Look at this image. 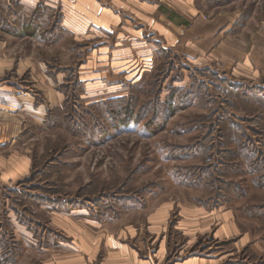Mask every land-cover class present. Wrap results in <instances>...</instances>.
Returning a JSON list of instances; mask_svg holds the SVG:
<instances>
[{
	"label": "rangeland",
	"instance_id": "1",
	"mask_svg": "<svg viewBox=\"0 0 264 264\" xmlns=\"http://www.w3.org/2000/svg\"><path fill=\"white\" fill-rule=\"evenodd\" d=\"M187 2L161 46L0 0V264H264V0Z\"/></svg>",
	"mask_w": 264,
	"mask_h": 264
},
{
	"label": "crops",
	"instance_id": "2",
	"mask_svg": "<svg viewBox=\"0 0 264 264\" xmlns=\"http://www.w3.org/2000/svg\"><path fill=\"white\" fill-rule=\"evenodd\" d=\"M171 1L176 9L180 8V6L183 9H191L189 2H187L188 0ZM169 2L170 0H18L20 8L23 10L21 16L23 22H26L30 17L29 14H31L29 12L26 13V8L31 11L38 3H44L46 11L50 10L47 15L48 20L52 16L55 17L58 21V27L73 41H76L79 36L85 39H92L97 36L98 32H108L112 33L113 37L120 38L119 40L122 42L132 38V41L146 40L148 43H150V39L157 40L160 44L162 41H168L174 37L170 27V16L174 20L177 15L169 14ZM24 14L28 15V17L25 18ZM21 17H18L17 20ZM117 35L118 37H116ZM83 44L86 45L87 42L81 45ZM162 44L161 46H163ZM163 219V214L159 215V212L157 214L154 212V216L150 217V229L154 231L152 233L153 236L161 235V226L159 227L158 225ZM65 226L63 231L65 234L70 235L71 241L73 240V233L71 234V229H66ZM193 236L194 233L191 232L188 237L192 238ZM94 241L95 239L87 238V244L91 247ZM94 246V251L88 248L86 253L89 254L90 258H95L98 251L96 243ZM69 259L74 262L83 261L79 257ZM211 261L192 257L187 258L182 264H212ZM119 263H121L120 260Z\"/></svg>",
	"mask_w": 264,
	"mask_h": 264
}]
</instances>
